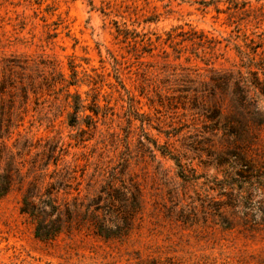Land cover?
I'll use <instances>...</instances> for the list:
<instances>
[{
	"label": "rangeland",
	"instance_id": "obj_1",
	"mask_svg": "<svg viewBox=\"0 0 264 264\" xmlns=\"http://www.w3.org/2000/svg\"><path fill=\"white\" fill-rule=\"evenodd\" d=\"M17 73L54 85L2 140L51 139L83 193L113 170L142 200L123 237L43 241L12 190L0 264H264V0H0V79ZM67 83L84 105L76 127Z\"/></svg>",
	"mask_w": 264,
	"mask_h": 264
},
{
	"label": "trees",
	"instance_id": "obj_2",
	"mask_svg": "<svg viewBox=\"0 0 264 264\" xmlns=\"http://www.w3.org/2000/svg\"><path fill=\"white\" fill-rule=\"evenodd\" d=\"M15 66L22 71L25 69L12 64L7 70ZM19 73L17 79L9 75L0 79V199L12 190L19 191V213L32 224L34 237L43 241L53 240L62 232L82 228L103 239L127 235L141 210V192L135 181L117 177L112 170L108 178L91 191L88 181L83 193L75 175L76 169L68 164L59 167L62 149L57 142L47 138H39L35 142L16 138L9 146L2 140L13 126L19 107L29 101L30 93L38 100V90L42 86L51 89L54 85L46 77L36 83L28 75ZM226 81L227 76H224V85ZM73 84L67 83L58 89L64 90V99L71 109L66 115V123L70 127L79 124L78 114L84 110L80 95L68 90V86ZM88 109L93 116L84 114L81 120L86 130H94L98 110L91 106ZM86 130L80 129V132L85 133ZM82 176L83 170L78 177ZM239 176L246 178L241 173ZM89 178L92 180L91 176ZM72 181L75 182L73 187Z\"/></svg>",
	"mask_w": 264,
	"mask_h": 264
}]
</instances>
